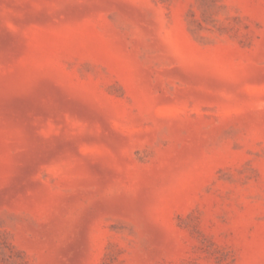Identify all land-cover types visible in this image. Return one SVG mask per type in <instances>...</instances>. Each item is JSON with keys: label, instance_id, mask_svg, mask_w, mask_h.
I'll use <instances>...</instances> for the list:
<instances>
[{"label": "rangeland", "instance_id": "1", "mask_svg": "<svg viewBox=\"0 0 264 264\" xmlns=\"http://www.w3.org/2000/svg\"><path fill=\"white\" fill-rule=\"evenodd\" d=\"M0 264H264V0H0Z\"/></svg>", "mask_w": 264, "mask_h": 264}]
</instances>
